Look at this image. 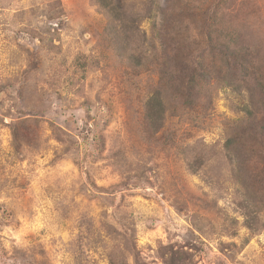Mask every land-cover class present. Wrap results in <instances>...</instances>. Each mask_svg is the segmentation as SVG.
I'll use <instances>...</instances> for the list:
<instances>
[{"label":"rangeland","instance_id":"1","mask_svg":"<svg viewBox=\"0 0 264 264\" xmlns=\"http://www.w3.org/2000/svg\"><path fill=\"white\" fill-rule=\"evenodd\" d=\"M257 129L264 0H0V264H264Z\"/></svg>","mask_w":264,"mask_h":264},{"label":"trees","instance_id":"2","mask_svg":"<svg viewBox=\"0 0 264 264\" xmlns=\"http://www.w3.org/2000/svg\"><path fill=\"white\" fill-rule=\"evenodd\" d=\"M210 33L207 31V44L211 42V38H210ZM224 47V50H225V54L226 55H229L230 52L226 49V47L223 45ZM137 56H135L136 58ZM191 66L193 67V69L189 72V68L187 65H183L180 70H177V72L179 73H183L184 76H186L188 78V80L186 81L187 83L184 84V91L182 90H179L178 88L176 87H172V85H170L171 88H173L174 92L178 93H185V98H186V101L189 103V104H193V86L195 85V70L196 69H204V66L202 63H200L199 65H197L195 63V61L193 59H191ZM173 64L171 63V61H169V65L165 67V70H167L168 72L171 71L173 69ZM209 74V71L207 70L206 72H200V76L203 77L204 80H206V78H208L206 75ZM210 76V74H209ZM176 78V81H177V76H175ZM183 87V86H182ZM158 98L156 97L155 99L153 100H150V103H149V109H153L154 105H155V101L157 102ZM161 102H157V105L160 106ZM161 108V107H160ZM257 133H262L264 135V129L262 131H259V129H257ZM262 135V136H263Z\"/></svg>","mask_w":264,"mask_h":264}]
</instances>
